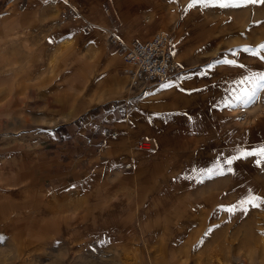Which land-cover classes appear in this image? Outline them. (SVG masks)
Instances as JSON below:
<instances>
[{
	"label": "crops",
	"instance_id": "crops-1",
	"mask_svg": "<svg viewBox=\"0 0 264 264\" xmlns=\"http://www.w3.org/2000/svg\"><path fill=\"white\" fill-rule=\"evenodd\" d=\"M225 2L227 7H220L219 0L207 6L198 3L190 6L193 0H0V60L19 63L24 60L22 43L7 40V36L26 34L30 44H36V48L28 51L29 69L25 74L0 75V107L6 109L5 113L12 109L11 114L16 115H68L52 93L58 90L70 100V95L87 85V78L85 83L72 88L69 78L64 76L60 84L43 88L41 110L35 97L37 77L33 66L41 52H47L50 45L61 39L68 40L73 35L76 47L89 43L95 50L97 43L90 39L99 33L91 32L92 29L107 32L109 27H115L119 36L136 38L135 35L144 36L154 28H162L163 21L168 23L163 31L174 39L182 42L184 38L189 39L190 53L181 57L188 68L182 74L160 83L151 82L141 93L130 97L114 95L98 100L62 120L61 123L76 128L80 146L72 144L69 133H61L60 122L49 129L32 127L31 137L36 138V143L32 164L26 173L35 185L29 192L38 191L35 195H40L47 188L57 196L73 186L79 170L80 175L91 170L90 175L101 183L110 180L113 186L132 192L138 180L143 199L173 186L190 195H212L213 201L205 200L203 208L197 209L201 213L196 226L200 227L241 228L248 220L246 211H264V203L253 207L223 201L230 190L226 181L232 177L245 179L264 199V158L252 155L235 159L231 165L225 162L242 152L264 148V90L258 91V99L251 105H240L234 99L255 83L242 84V80L264 74V59H261L264 49L260 48L264 44V4H246L243 0ZM76 18L82 20L78 29ZM195 18H198L196 25L191 22ZM180 21L184 24L177 31L175 26ZM106 23L109 26H104ZM83 24H88V29ZM88 33L91 37L80 38ZM39 35L46 37L40 43L34 42ZM105 45L108 50L116 51L107 42ZM174 45L170 37L173 53ZM96 55L90 60V71L96 68L94 74L100 69ZM225 59L235 64L218 62ZM119 69L116 76L125 75L118 73ZM115 78L110 77L106 86H115ZM127 84L125 80L123 89ZM229 103L231 106H226ZM138 139L145 140L148 147L137 148ZM128 144L135 147L129 148ZM125 163L130 166L124 167ZM229 168L231 172L227 171ZM209 170L223 174L209 178ZM42 198L34 197L28 208L35 212L33 216L48 206L39 202ZM232 206H235L234 212L224 210ZM165 210L176 216L183 215V209L177 205ZM2 225L0 231L5 228ZM226 242L229 243L227 238ZM40 246L43 248L41 243ZM237 256V251L227 246L219 251L218 259L226 263Z\"/></svg>",
	"mask_w": 264,
	"mask_h": 264
},
{
	"label": "rangeland",
	"instance_id": "rangeland-1",
	"mask_svg": "<svg viewBox=\"0 0 264 264\" xmlns=\"http://www.w3.org/2000/svg\"><path fill=\"white\" fill-rule=\"evenodd\" d=\"M99 19L98 25L101 26L102 19ZM197 20L195 18L191 22L196 25ZM74 21L77 22L76 28H80L82 20L76 18ZM182 24L183 21L177 23L175 29L179 31ZM165 25L168 23L163 21L162 28L157 27L144 36L135 37L146 39L156 30L163 31ZM104 26H109V23ZM94 31L99 33L90 39L97 43L95 50L89 43L76 47L72 35L71 39H61L50 45L47 52H41L33 66L36 69L34 77H37L35 97L39 100L38 110L44 105L41 100L43 88L60 84L64 76L69 78L72 88L85 83L87 78V85H83V90L75 95H70V100L58 90L52 93L68 112L67 116L39 113L16 115L11 114L12 109L5 113L6 109L0 107V225L5 227L0 231V264H231L236 260H243L245 264H264V211H246L248 220L246 226L241 228L232 226L222 230L196 226L201 213L197 209L203 208L205 204L202 202L205 200L213 201L212 195H190L173 186L163 193L143 199L138 180L132 192L113 186L110 180L101 183L90 175L91 170L83 171L82 175L79 170L78 180L73 186L57 196L47 188L40 195H35L38 191L33 194L29 192L35 185L26 173L32 164L33 145L36 143V138L31 137L34 133L32 127L49 129L60 122L58 124L63 127L61 133H69L72 144L80 146L76 128L61 123L62 120L109 96L123 95L126 98L139 92L138 88L128 84L123 89V83L129 80L128 75L116 76V69L121 68L118 73H123L125 64L116 51L107 49L104 30L99 32L92 29L91 32ZM80 36L82 39L88 38L91 33ZM7 37V40L22 43L24 60L19 63L1 58L0 75L10 73L12 77L22 76L29 69L26 62L28 51L36 48V44H30L26 34ZM37 37L38 40L34 42L40 43L46 36ZM120 37L129 39L132 35L120 34ZM170 37L176 49L172 55L183 66L182 74L188 68L181 57L190 53L187 45L189 39L184 38L185 42H182L174 39L173 35ZM95 53L96 63L100 64L97 74H94L96 68L90 71V60H93ZM82 55H86L84 59L79 58ZM90 72L92 75L89 77ZM105 75L116 77L115 86H106L109 78H103ZM128 146L132 149L135 147L132 144ZM70 178L74 176L70 175ZM226 185L230 188L223 200L226 203L245 206L248 204L242 202L248 198H261L256 188L240 177L229 178ZM15 192H19L18 195H14ZM37 195L43 196L39 202L50 206V210L46 206L33 216L35 212L28 208L34 202V197L38 198ZM256 203L262 204L259 201ZM175 205L183 209V215L176 216L165 210ZM226 245L236 250L238 256L222 263L218 254L226 249Z\"/></svg>",
	"mask_w": 264,
	"mask_h": 264
},
{
	"label": "built area",
	"instance_id": "built-area-1",
	"mask_svg": "<svg viewBox=\"0 0 264 264\" xmlns=\"http://www.w3.org/2000/svg\"><path fill=\"white\" fill-rule=\"evenodd\" d=\"M88 29V24H83ZM106 42L112 45L125 64L122 69L128 75V85L145 89L151 82L160 83L167 78L180 74L183 66L173 58L170 49V35L161 30H156L146 39L121 38L115 27L108 28L105 36ZM145 140L138 139L135 146L142 149ZM124 167H129L125 163ZM231 264H245L243 260H236Z\"/></svg>",
	"mask_w": 264,
	"mask_h": 264
},
{
	"label": "snow or ice",
	"instance_id": "snow-or-ice-1",
	"mask_svg": "<svg viewBox=\"0 0 264 264\" xmlns=\"http://www.w3.org/2000/svg\"><path fill=\"white\" fill-rule=\"evenodd\" d=\"M213 0H193L192 5L190 6H194L195 4H201L204 6H207L208 4L212 3ZM244 3H262L264 4V0H243ZM219 6L220 7H227L228 3L225 2V0H219ZM261 49H264V44L260 45ZM245 51H248V49H245ZM253 55H257V52H253ZM261 59H264V57H261ZM219 63H225V64H235V61L233 60H222V61H218ZM251 81H255V83L253 84L252 88L249 89H244L242 90L241 94L236 95L234 97L235 101L243 106H247V105H251L253 103L256 102V100L258 99V91L260 90H264V74H260L259 76L253 75V77H251V79L249 78H245V80H242L241 83H245V82H251ZM169 85H163V87H168ZM226 106L230 107L231 103L227 104ZM259 156L261 158H264V148H261L255 152H242L240 154V156L237 157H232L227 159L225 162L229 165H231L233 163V161L235 159H239L242 157H247V156ZM260 161L258 160L257 163H259ZM227 171L231 172L232 169L229 168L227 169ZM217 174H223L222 172H217L216 170H209V172L207 173V175L209 176V178H211V176L213 175H217ZM257 201H259L260 203H264V199L260 198V197H250L248 198L246 201L242 202V203H247V204H252L253 207H258L259 204L256 203ZM225 211L228 212H234L235 210V206L229 207L227 209H224ZM246 210V209H245Z\"/></svg>",
	"mask_w": 264,
	"mask_h": 264
},
{
	"label": "bare ground",
	"instance_id": "bare-ground-1",
	"mask_svg": "<svg viewBox=\"0 0 264 264\" xmlns=\"http://www.w3.org/2000/svg\"><path fill=\"white\" fill-rule=\"evenodd\" d=\"M106 31H105V36H106ZM132 87V86H131ZM144 148H147V143H145V146L142 148V149H144Z\"/></svg>",
	"mask_w": 264,
	"mask_h": 264
}]
</instances>
